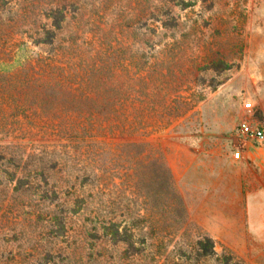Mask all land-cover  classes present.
Listing matches in <instances>:
<instances>
[{"label": "rangeland", "instance_id": "obj_1", "mask_svg": "<svg viewBox=\"0 0 264 264\" xmlns=\"http://www.w3.org/2000/svg\"><path fill=\"white\" fill-rule=\"evenodd\" d=\"M62 14L57 44L121 76L133 58L147 80L174 74L177 98L156 117L147 104L145 138L108 142H145V168L131 169L123 150L102 153L92 163L100 182L76 193L68 172L79 173V155L20 117L0 136V235L15 240L9 249L69 248L85 264H264V141L239 132L243 121L264 131V0H0V94L38 50L30 30L56 26ZM160 163L168 172L156 180ZM67 204L87 209L70 217L68 239L57 223ZM96 211L116 218V242L85 234Z\"/></svg>", "mask_w": 264, "mask_h": 264}, {"label": "trees", "instance_id": "obj_2", "mask_svg": "<svg viewBox=\"0 0 264 264\" xmlns=\"http://www.w3.org/2000/svg\"><path fill=\"white\" fill-rule=\"evenodd\" d=\"M45 15L40 17L45 18ZM65 22L66 14H62L56 26L42 24L30 30V38L35 39L34 45L38 50L31 58L20 62L17 73L5 80L11 89L0 94V136L10 135L14 123L26 116L34 117L35 125L40 127L45 136L59 137L70 143L68 152L79 155L81 163L78 174L68 172L72 184L70 189L76 193L86 187L91 189L100 182L101 177L92 163H95L94 156L102 153L114 154L123 150L130 157L131 169L139 165L145 168L139 158L145 153V142L122 141L114 146L108 142L116 138H145L147 104L150 102L153 105L150 112L155 117L161 108H172L177 98H173V95L179 79L174 74L169 77L160 70L155 79L147 80L145 64L141 65L135 58L122 64L125 70L123 76L114 64L87 60L82 50L57 44L58 34L63 31ZM72 55L78 56L70 58ZM151 86L155 92L149 94L146 89ZM141 147L144 149L139 151ZM134 150L138 152L134 153ZM58 166L56 161L52 169ZM155 166L158 173L156 180L167 174L165 164ZM35 172L36 177H42L48 184L49 178L45 176L44 170ZM80 180H83L82 185ZM142 182L145 184V180ZM67 206V212L57 222L62 231L61 236L66 239L70 237V217L85 216L83 213L87 210L81 207L70 209ZM94 213V216L84 219L87 237L95 239L98 238L97 233H102L101 237L109 239L107 242H116L120 236L116 218L109 214L100 216L103 212L99 211ZM3 228L0 222V230ZM13 241V238L0 235V264H55L56 261L62 264L65 261L67 264L86 263L82 256L77 259L75 250L68 252L69 248L64 252L49 246L45 252L16 253L14 248L9 249L8 246H12ZM207 241L211 243L210 239Z\"/></svg>", "mask_w": 264, "mask_h": 264}, {"label": "built area", "instance_id": "obj_3", "mask_svg": "<svg viewBox=\"0 0 264 264\" xmlns=\"http://www.w3.org/2000/svg\"><path fill=\"white\" fill-rule=\"evenodd\" d=\"M239 132L246 140L256 141L258 143L264 141V131L248 121H243L240 124Z\"/></svg>", "mask_w": 264, "mask_h": 264}]
</instances>
